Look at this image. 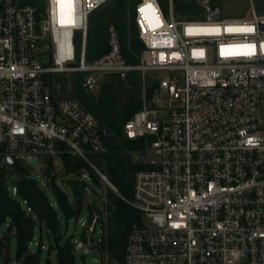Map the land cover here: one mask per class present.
<instances>
[{
  "label": "built area",
  "instance_id": "2783aa9c",
  "mask_svg": "<svg viewBox=\"0 0 264 264\" xmlns=\"http://www.w3.org/2000/svg\"><path fill=\"white\" fill-rule=\"evenodd\" d=\"M42 1L0 0V162L18 156L44 187L54 176L63 187L71 153L118 192L91 160L106 151L110 129L52 75L84 73V89L97 93L105 76L138 71L142 108L122 130L145 139L150 158L125 199L143 225L128 233L124 264H264V14L255 1L250 15L223 18L213 0H190L197 9L183 16L174 0L167 14L159 0H136L145 45L137 64L123 56L114 25L109 50L87 59L91 14L112 0H62L61 9ZM82 225L75 252L101 248L107 264L100 215Z\"/></svg>",
  "mask_w": 264,
  "mask_h": 264
},
{
  "label": "trees",
  "instance_id": "16d2710c",
  "mask_svg": "<svg viewBox=\"0 0 264 264\" xmlns=\"http://www.w3.org/2000/svg\"><path fill=\"white\" fill-rule=\"evenodd\" d=\"M25 3L43 7L42 0H25ZM135 3L136 0H114L115 7L103 8L104 5L91 14L87 41L88 61H93L109 50V27L114 25L126 61L130 64L139 63L145 45L139 38L134 21ZM174 4L181 16L188 11L195 13L197 9L196 5L182 0H174ZM83 77L84 73H79L74 81L73 97L78 98L82 105L111 131L105 141L106 151L92 154L91 160L118 189V192H115L106 184L109 201L104 209L96 204H89L88 219L95 213L100 215V222L105 228L103 246L116 264H124L128 233L134 226L143 225L141 211L125 199L133 196L136 172L149 168L148 165L132 158L134 151L146 149L145 139H126L122 130L124 124L142 108V74L132 71L125 78L118 74L107 75L97 93L84 89ZM152 91L153 86H150L149 96ZM123 151L127 158L123 157ZM84 172H88L97 185L105 184L85 161L66 153L65 173L61 175L72 176L64 179L73 191L72 202L69 194L57 183L56 176L52 177L49 187H44L39 179L32 176V169L25 165H21L18 170L0 166V254L4 258L3 264H11L10 249L13 236L17 242L15 264H43L42 235L45 232L51 240L48 250L55 249L58 264H77L73 237L65 238L63 222H68L72 217L79 218L83 213L88 187L87 181L81 177ZM47 173H51V168ZM13 178H16V181ZM13 186L17 187L15 195L12 192ZM23 201L27 203L24 204ZM28 207L31 211L27 210ZM38 233L40 241L37 248L31 251L30 244ZM45 264H52L49 257L46 258Z\"/></svg>",
  "mask_w": 264,
  "mask_h": 264
},
{
  "label": "rangeland",
  "instance_id": "374dc122",
  "mask_svg": "<svg viewBox=\"0 0 264 264\" xmlns=\"http://www.w3.org/2000/svg\"><path fill=\"white\" fill-rule=\"evenodd\" d=\"M61 2L58 3L59 9L63 7L64 5ZM185 2L191 3L190 0H182ZM255 5L257 7L258 13L264 14V0H254ZM160 5L164 12L167 14L169 9V0H159ZM214 5H220L223 9V18H238V17H244L247 15H250L252 13V4L250 0H213ZM105 7H115L114 0L108 2L103 8ZM63 20L59 18V22H62ZM95 22V21H94ZM93 22V24H94ZM79 73H66V74H55L52 75V79L55 81V83H61L63 86V92L66 93L69 96H75V88H74V81L76 80ZM152 76H149L148 78V86H150L153 83V74H150ZM162 115H159L161 117ZM126 151V150H125ZM123 154L124 158H127V155ZM132 158L134 161H142L145 162L150 158V153H145L144 151L136 150L133 152ZM0 166H7V164L3 161L0 162ZM38 172L32 169V176L34 178H39L40 180H43V177L38 176ZM72 178V177H71ZM13 180L16 181V178H13ZM88 183V189L89 193L86 195V202L84 205L83 213L80 215L79 218L72 217L68 222H63V228L65 232V238L72 236L73 241L75 239L81 238L82 232H83V225L82 221L87 219L89 217V211L88 206L89 204H96L101 209H104L108 199V187L107 183L103 185H97L92 180L87 181ZM64 190L69 194L71 201H74V194L72 189L68 185L63 186ZM145 224L147 226H152V222L150 218L144 219ZM6 229L5 226L3 228ZM97 234L96 236H98ZM42 240L44 243L43 247V257H42V263L45 264V260L47 257L50 258L52 264H58L57 260V253L55 249L49 251V245L51 244V240L48 236V234L45 232L42 235ZM40 241V233H38L35 237V239L30 244V250L34 251L37 248V243ZM16 247L17 242L15 236L12 238L11 242V264H15L17 261L16 259ZM106 255H107V264H116L114 260H112L109 256V251L105 249ZM76 255V263L77 264H105V257L103 250L101 248H93L90 250L89 253L83 254L82 252H75ZM4 263L3 255L0 254V264Z\"/></svg>",
  "mask_w": 264,
  "mask_h": 264
},
{
  "label": "water",
  "instance_id": "95a60500",
  "mask_svg": "<svg viewBox=\"0 0 264 264\" xmlns=\"http://www.w3.org/2000/svg\"><path fill=\"white\" fill-rule=\"evenodd\" d=\"M28 160L34 164L36 167L40 168L41 167V164L40 162L33 158V157H29ZM6 162L8 164V166L11 168V169H14V170H18L21 166V159L18 157V156H9L7 159H6Z\"/></svg>",
  "mask_w": 264,
  "mask_h": 264
},
{
  "label": "snow or ice",
  "instance_id": "6c2138e0",
  "mask_svg": "<svg viewBox=\"0 0 264 264\" xmlns=\"http://www.w3.org/2000/svg\"><path fill=\"white\" fill-rule=\"evenodd\" d=\"M243 30H245V31H251V29H243Z\"/></svg>",
  "mask_w": 264,
  "mask_h": 264
}]
</instances>
